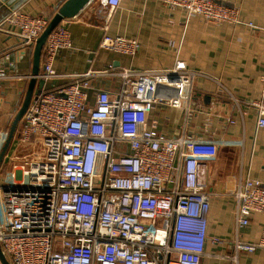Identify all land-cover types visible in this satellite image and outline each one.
Returning a JSON list of instances; mask_svg holds the SVG:
<instances>
[{
	"label": "built area",
	"instance_id": "obj_1",
	"mask_svg": "<svg viewBox=\"0 0 264 264\" xmlns=\"http://www.w3.org/2000/svg\"><path fill=\"white\" fill-rule=\"evenodd\" d=\"M101 2L111 13L120 0ZM163 2L184 9L187 17L239 22L237 7L215 0ZM7 21L17 28L19 41L34 44L49 19L15 10ZM106 29L99 49L137 52L135 38ZM71 46L63 19L46 37L42 69L31 74L46 86L21 98L24 112L15 137L26 151L0 164L2 251L10 264H202L212 194L207 167L217 156V142L185 133L168 136L149 114L159 104L184 106L195 78L204 73L181 58L157 70L109 64L57 71V53ZM17 77L23 76L0 68V81ZM65 78L71 81L63 83ZM95 78L116 79V84L95 87ZM250 105L257 125H264V72L260 94ZM7 134L0 128V147ZM30 143L40 144L42 154L33 153ZM224 194L234 199L236 227L247 225L252 212L264 213V182L258 179L226 176ZM232 246L225 258L240 264V252L264 248V228L256 242L235 237Z\"/></svg>",
	"mask_w": 264,
	"mask_h": 264
},
{
	"label": "crops",
	"instance_id": "obj_2",
	"mask_svg": "<svg viewBox=\"0 0 264 264\" xmlns=\"http://www.w3.org/2000/svg\"><path fill=\"white\" fill-rule=\"evenodd\" d=\"M63 1L0 0V68L23 76L0 81V111L15 110L24 95L37 94L46 86L45 81L31 76L34 44L18 40L17 28L7 21L8 16L19 10L50 19ZM215 1L237 7L239 22L213 23L200 14L187 17L184 9L171 8L163 0H120L111 13L101 0H90L76 15L65 18L72 46L60 49L53 64L60 72H84L109 64L116 69L157 70L181 58L188 67L204 73L195 78L184 106L159 104L149 114V121L168 136L185 133L217 142V156L207 167V186L212 194L202 264H228L225 256L233 250V239L256 242L264 228V213L260 212H252L247 225L236 227L234 199L224 194L229 175L264 182V125H257L256 110L250 105L260 94L264 72V0ZM105 26L110 35L135 38L137 52L127 55L99 49ZM41 69L42 51L38 71ZM70 81L65 78L63 83ZM93 83L95 87H111L116 79L95 78ZM15 152L9 155L6 151L4 156ZM214 237L221 241H213ZM239 263L264 264V248L240 252Z\"/></svg>",
	"mask_w": 264,
	"mask_h": 264
},
{
	"label": "water",
	"instance_id": "obj_3",
	"mask_svg": "<svg viewBox=\"0 0 264 264\" xmlns=\"http://www.w3.org/2000/svg\"><path fill=\"white\" fill-rule=\"evenodd\" d=\"M90 0H64L61 5L58 7L57 12L49 19L45 29L42 31L40 36L36 39L34 43L33 49V59H32V74H37L39 70L40 64V55L46 40L47 35L52 31V29L57 26V24L65 18H70L76 15V13L82 9ZM30 95L26 94V97ZM24 112V108L20 106L15 114L6 139L4 140L3 144L0 147V164L3 160V157L8 149L9 143L13 138L14 132L16 131V127L21 119V116ZM0 263L1 264H10L7 260L4 252L0 247Z\"/></svg>",
	"mask_w": 264,
	"mask_h": 264
},
{
	"label": "rangeland",
	"instance_id": "obj_4",
	"mask_svg": "<svg viewBox=\"0 0 264 264\" xmlns=\"http://www.w3.org/2000/svg\"><path fill=\"white\" fill-rule=\"evenodd\" d=\"M18 107H16L15 110H11V109L9 110L8 109L7 111H4V112L0 111L1 112L0 113V128H3V130H6V131L8 130V126L10 125V122L12 121V118H13L15 112H16V109L18 110ZM32 144L33 143H30L31 146H29V147L30 148L32 147L34 149L33 150V153H37L36 155L42 154L43 150H42V147L40 146V144H38V143L37 144H33V145ZM16 147H19V148L16 149ZM20 148H22V147L20 146V144L18 143V141H17V139L15 137V138H13V141H12L11 145L7 149V154L12 153V152H15V151H16L17 154H23V153H25L24 151H26V148L23 149V150L20 149ZM28 151H32V149H30ZM9 155H6V157L4 158L5 159L4 160L5 163L7 162ZM5 166L6 165H4V168H5ZM5 256H6L7 260L10 263V259H9L8 255L5 254Z\"/></svg>",
	"mask_w": 264,
	"mask_h": 264
}]
</instances>
